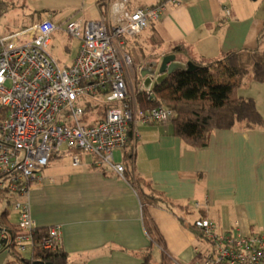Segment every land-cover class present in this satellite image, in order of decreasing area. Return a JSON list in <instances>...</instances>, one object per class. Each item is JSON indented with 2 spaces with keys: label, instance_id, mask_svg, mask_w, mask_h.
<instances>
[{
  "label": "crops",
  "instance_id": "obj_1",
  "mask_svg": "<svg viewBox=\"0 0 264 264\" xmlns=\"http://www.w3.org/2000/svg\"><path fill=\"white\" fill-rule=\"evenodd\" d=\"M115 1L103 5L101 0H0L4 6L0 34L49 19L60 26L52 35V44L68 20L111 24L117 15L112 8ZM165 1L127 0L125 7L131 10ZM176 1L168 4L158 21L121 47L131 57L132 80L146 61L174 53L172 48L178 44L184 52L174 53L177 59L209 64L210 71L222 79L221 66L212 62L228 51L255 48L259 36L264 39V0ZM78 48L79 42L74 57ZM237 93L252 98L264 118V82L246 75ZM171 122L136 124L138 135L129 137L134 172L175 204L188 206L187 212L174 209L176 215L164 207L148 208L170 264H204L208 245L197 241L185 222L202 216L226 233L264 231V130L217 129L206 146L194 148L173 134ZM124 149L116 150L120 152L116 162L122 163ZM74 152L62 147L54 154L41 171L43 181L29 192L27 201L38 230L60 225L61 247L69 264H139L148 251L150 264H160L162 248L146 233L139 196L132 185L110 168L96 167L93 157L82 152L80 164L72 166ZM13 197L9 203L0 201V213L5 212L3 218L11 227L17 223V214L9 207L17 198ZM194 202L199 203L198 209ZM4 231L0 264H20L4 249L9 241L5 240L9 232ZM26 253L21 255L28 257L31 251Z\"/></svg>",
  "mask_w": 264,
  "mask_h": 264
},
{
  "label": "built area",
  "instance_id": "obj_2",
  "mask_svg": "<svg viewBox=\"0 0 264 264\" xmlns=\"http://www.w3.org/2000/svg\"><path fill=\"white\" fill-rule=\"evenodd\" d=\"M126 3H113L117 15L111 24L64 23L63 31L79 42L68 65H60L49 50L53 33L60 29L52 20L0 34V192L17 196L11 204L17 214L16 232L5 240L12 241L19 254L61 247L60 225L37 235L27 201L31 188L43 181L41 171L54 154L62 147L74 150L71 162L76 167L82 152L93 157L96 167H108L123 177V165L114 161V152L138 135L136 124H162L174 117L173 110L163 105L139 108L128 83L132 60L121 47L158 21L168 4L178 2L131 10ZM137 88L145 90L142 84ZM145 91L151 97V89ZM89 103L108 107L99 116L88 111ZM193 207L200 205L194 202ZM193 223L208 245L204 264H264V231L226 233L205 218ZM5 233L0 229V241Z\"/></svg>",
  "mask_w": 264,
  "mask_h": 264
},
{
  "label": "trees",
  "instance_id": "obj_3",
  "mask_svg": "<svg viewBox=\"0 0 264 264\" xmlns=\"http://www.w3.org/2000/svg\"><path fill=\"white\" fill-rule=\"evenodd\" d=\"M101 1L103 5H106L112 0ZM3 9L4 6L0 4V13ZM261 43H264V39L259 36L255 48L228 51L219 60L212 62L221 66L224 76L222 79L210 71L209 64L205 65L199 61H193L192 70L175 71L153 87L151 97H148L145 90L137 88L134 93L139 108L163 105L173 110L174 117L171 122L173 134L194 148L206 146L211 133L217 129L240 127L244 129L262 128L264 130V118L258 112L254 100L241 97L237 93V89L246 75H251L256 82H264V48L261 47ZM172 52H184L183 46L174 45ZM134 84L135 86L141 84L139 75H137ZM107 107H99L89 103L87 109L101 116ZM127 144L129 149L125 148L122 155L123 177L132 185L139 196L142 220L150 241L162 248L160 264H170L162 238L148 214V208L160 206L176 215L174 209L187 212L188 206L175 204L163 193L154 189L150 182L135 174L133 147L130 139ZM12 198L14 197L6 192H0V201L5 200L6 203H9ZM4 214L5 212L0 213V229L8 231L10 238L14 236L16 226H9L3 218ZM200 218L203 219L202 216ZM180 221L184 222L181 219ZM185 225L195 234L197 241L206 242L202 231L193 222H185ZM44 233L45 231L38 230L37 235ZM4 249H8L20 264H33L34 261L69 264L68 255L62 247L55 251H44L36 248L31 251L28 257L17 253L13 248L12 241L6 243ZM150 261L151 255L148 251L139 264H150Z\"/></svg>",
  "mask_w": 264,
  "mask_h": 264
},
{
  "label": "water",
  "instance_id": "obj_4",
  "mask_svg": "<svg viewBox=\"0 0 264 264\" xmlns=\"http://www.w3.org/2000/svg\"><path fill=\"white\" fill-rule=\"evenodd\" d=\"M192 62L177 59L174 53H167L146 61L139 67L138 73L145 90H150L175 71H189L193 69ZM33 264H50L49 262L34 261Z\"/></svg>",
  "mask_w": 264,
  "mask_h": 264
},
{
  "label": "rangeland",
  "instance_id": "obj_5",
  "mask_svg": "<svg viewBox=\"0 0 264 264\" xmlns=\"http://www.w3.org/2000/svg\"><path fill=\"white\" fill-rule=\"evenodd\" d=\"M64 45H68V48H65ZM78 47V40L71 38L68 36L66 32H61L58 34L56 40L50 44L49 50L52 51L53 56L58 61L60 65L68 64L71 59L74 57ZM135 69L133 65L129 68V80L128 83L131 85L134 84L135 80H132L133 72ZM137 73V71H136ZM137 89V86L134 87V90ZM125 148L129 149V145H125ZM120 159V152H114V161H118ZM12 209V205L9 206ZM27 255V253L23 254Z\"/></svg>",
  "mask_w": 264,
  "mask_h": 264
}]
</instances>
